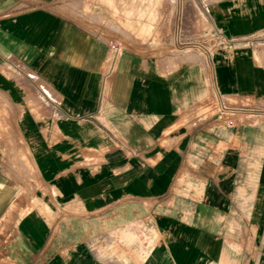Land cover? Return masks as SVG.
<instances>
[{
  "label": "crops",
  "instance_id": "1",
  "mask_svg": "<svg viewBox=\"0 0 264 264\" xmlns=\"http://www.w3.org/2000/svg\"><path fill=\"white\" fill-rule=\"evenodd\" d=\"M65 4L0 0V264H264V0H219L216 50L172 68Z\"/></svg>",
  "mask_w": 264,
  "mask_h": 264
},
{
  "label": "rangeland",
  "instance_id": "2",
  "mask_svg": "<svg viewBox=\"0 0 264 264\" xmlns=\"http://www.w3.org/2000/svg\"><path fill=\"white\" fill-rule=\"evenodd\" d=\"M65 1L68 10H71L72 6L76 7L74 11L81 14L79 18L87 27L104 32L108 40L118 45L119 50L128 49L156 64L162 61L168 68L188 61H199V57L204 58L217 47L219 0ZM253 36H256V33ZM257 38L264 39V32H260ZM184 53H190L191 59H182ZM201 97L199 107L195 110V116L199 120L212 115L217 109L209 96L202 94ZM15 112L9 94L0 90V139L7 147L4 149V156L8 154V148L12 145L11 137H6L5 134L16 132V124L13 121ZM17 144L19 177L29 175L36 181L37 172L30 156L20 141ZM35 207L39 206L34 199L32 202L21 204L18 210L20 214H24ZM245 227H249L248 220L240 218L238 225L230 232L234 235L227 236L229 242L235 244L232 249L237 253L243 239L250 240V237H243L240 234V229ZM237 231L238 234L235 235Z\"/></svg>",
  "mask_w": 264,
  "mask_h": 264
},
{
  "label": "built area",
  "instance_id": "3",
  "mask_svg": "<svg viewBox=\"0 0 264 264\" xmlns=\"http://www.w3.org/2000/svg\"><path fill=\"white\" fill-rule=\"evenodd\" d=\"M109 48L111 49V51L115 52V51L118 50L119 47H118V45L115 42H110L109 43ZM228 122H230V121H228Z\"/></svg>",
  "mask_w": 264,
  "mask_h": 264
}]
</instances>
